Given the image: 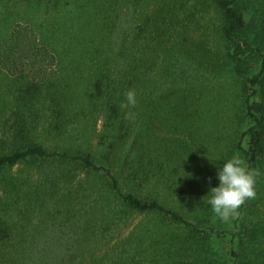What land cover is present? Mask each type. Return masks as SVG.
I'll return each mask as SVG.
<instances>
[{
	"label": "trees",
	"instance_id": "obj_1",
	"mask_svg": "<svg viewBox=\"0 0 264 264\" xmlns=\"http://www.w3.org/2000/svg\"><path fill=\"white\" fill-rule=\"evenodd\" d=\"M210 1L219 16L214 50L195 35L201 26L195 9L182 20L165 9L147 18L140 31L148 35L136 32L122 48L140 36L143 43L126 59L118 51L113 68L103 49L109 32L91 50H78L75 42L59 50L56 33L22 25L0 39V84L17 91L9 103L0 96L1 135L7 122L1 113L12 109L8 138H0V248L11 239L12 217L24 215L32 195L45 209L46 196L61 192L67 206L60 212L74 213L77 196L69 183L83 174L89 184L82 208L100 198L104 231L131 213L146 219L114 255L92 264H264V0ZM82 54L89 57L76 65ZM63 71L66 82H88L87 91L101 99L103 129L93 151L49 147L37 137L42 119L43 133L60 136L79 113L58 93ZM129 90L139 96L134 119L121 108ZM44 106L50 116L40 115ZM232 156L262 174L256 198L223 222L204 201L218 184L221 159ZM29 179L32 194L23 197Z\"/></svg>",
	"mask_w": 264,
	"mask_h": 264
},
{
	"label": "rangeland",
	"instance_id": "obj_2",
	"mask_svg": "<svg viewBox=\"0 0 264 264\" xmlns=\"http://www.w3.org/2000/svg\"><path fill=\"white\" fill-rule=\"evenodd\" d=\"M181 1L189 7L180 9L176 7ZM201 2L202 0H0V39L16 25H22L35 28L39 32L48 30L46 32L48 36L49 31L56 33L54 38L58 42L59 50H62L65 42H75L78 50H91L99 37L102 35L106 38L109 32L111 38L109 40L107 38V46L103 39V49L113 68L118 51L122 50V59H126L130 51L137 50L143 43L140 36L125 49L122 48L131 40L134 33L148 35L146 31H140V28H144L142 23L147 18L165 9L168 16L174 14L182 20L189 10L195 9V17L201 22L195 35H201L214 50L219 42L215 29L219 24V16L210 6V0H206L202 8ZM170 30L167 32L174 33ZM122 38L124 43L121 46ZM86 57L89 55L82 54L81 62L76 61V65L83 66ZM160 61L161 59L150 75L153 80L157 77ZM68 78L69 75L63 71V79L56 83V87L59 94H64L66 103L79 112L71 124L72 127L60 136L45 134L42 119V124L36 123L37 137L49 147L72 145L93 151L97 135L103 129L101 99L99 95L97 97L91 91H87L90 88L88 82H66ZM150 92L156 96L154 89ZM226 93L228 95L229 92ZM16 95L17 91L13 87L8 88L5 82H1L0 96L4 101L8 103L15 101ZM90 97L93 99L90 100ZM136 97H139L137 93ZM138 104L137 102L134 108L125 109V112L134 114L140 112L141 109L135 110ZM11 112L12 109H6L1 113L2 120L7 119V122L3 135L0 128V138H8L7 129L11 123L8 117L11 116ZM40 115L50 116L45 106L41 108ZM43 118L46 119V116ZM159 131L163 132L162 129ZM178 171L184 172L183 167L180 166ZM178 171H173L171 175L177 176ZM11 173L19 174L16 169ZM19 175L24 177V173ZM200 182L198 181V184ZM25 184L23 189H28L26 192L30 193H25L23 197L32 194V189L27 184L32 186L34 183L29 179ZM88 184L89 179L83 174L70 181L69 185L76 191L77 196L73 205L76 211L70 214L60 212L67 206V198H62L61 192L43 197L45 209L37 205L39 198L36 195L30 196V207L24 215L12 217L11 239L7 245L0 248V264H92L100 258L114 255L131 231L146 220L145 216L137 213L128 214L123 224L118 227L110 225L109 229L104 231L108 224L104 219L106 210L100 198L96 197V203L92 205L94 197H90L92 206L82 208V203L88 199L84 196Z\"/></svg>",
	"mask_w": 264,
	"mask_h": 264
},
{
	"label": "clouds",
	"instance_id": "obj_3",
	"mask_svg": "<svg viewBox=\"0 0 264 264\" xmlns=\"http://www.w3.org/2000/svg\"><path fill=\"white\" fill-rule=\"evenodd\" d=\"M125 100L121 108H134L137 104L136 92L129 90L125 94ZM126 115L129 119L135 117L132 112ZM221 160L216 173L218 184L210 188L204 202L219 220L229 222L239 215V209L246 201L256 198V180L262 173L259 168H250L238 156Z\"/></svg>",
	"mask_w": 264,
	"mask_h": 264
}]
</instances>
